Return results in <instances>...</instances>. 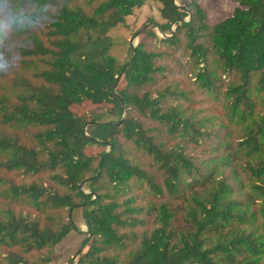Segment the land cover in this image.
Segmentation results:
<instances>
[{"label": "trees", "instance_id": "obj_1", "mask_svg": "<svg viewBox=\"0 0 264 264\" xmlns=\"http://www.w3.org/2000/svg\"><path fill=\"white\" fill-rule=\"evenodd\" d=\"M161 1L121 63L96 40L146 0H0V170L23 177L0 178V264H46L73 231V264H264V0L213 25L197 0ZM154 40L183 48L221 116L156 85ZM78 100L117 119L79 118Z\"/></svg>", "mask_w": 264, "mask_h": 264}, {"label": "rangeland", "instance_id": "obj_2", "mask_svg": "<svg viewBox=\"0 0 264 264\" xmlns=\"http://www.w3.org/2000/svg\"><path fill=\"white\" fill-rule=\"evenodd\" d=\"M183 0H173L174 4L180 5ZM201 7L206 13V20L210 25H213L224 18L232 15L233 10L236 6V3L233 0H197ZM78 3L82 4L86 9L89 7L84 4L82 1ZM163 3L161 0H146L145 4L136 8L134 12L126 18L125 23L119 24L115 27H112L107 32L106 37H99L97 42H111L110 51L111 54L117 57V59L122 63L127 60L130 56V46L136 45L142 35L143 30L147 26H151L150 23H164L166 19L161 14V9ZM172 29H175V25H172ZM159 34L164 36L165 34L161 33L157 28ZM86 34L93 39L96 37L95 33L92 31H86ZM181 36H183L181 34ZM154 47L165 51L160 59L159 63L167 66V69L159 76V80L156 85H166L168 83H173L179 89H183L189 92L191 100H186L184 98L180 101L191 109L197 110L201 115L218 117L223 114L222 105L218 99L214 98L210 94L203 92L199 89L195 76L192 69V64L188 59L187 54L184 52L181 46H168L160 42H156ZM6 57L11 63V59H15V65H18L16 62L17 55L12 54L10 51H6ZM118 92L121 89H125V85L122 84V81L119 80L117 83ZM111 108V105L108 102L96 103L89 100H78L72 106V111L79 118H85L87 121L93 117H97L102 120H116L117 115L107 112ZM84 129L86 126L83 127ZM101 149L99 147H90L88 148V154H96ZM3 179H13L20 181L23 179L21 175L17 173H9L6 171L0 170V178ZM6 200L0 196V203H4ZM16 204V203H13ZM19 209L20 206H17ZM25 211L34 213V209L26 207ZM66 216V213H65ZM76 221L80 225L82 231H87L86 226L81 220L80 212H77ZM84 235L76 231L71 232L66 238H64L58 245H56L54 252L48 251L47 254L51 253V260L46 264H73L78 263V257L81 253L80 244L83 240ZM0 253H2L1 261L4 260L6 253L0 247ZM4 261L2 264H5Z\"/></svg>", "mask_w": 264, "mask_h": 264}, {"label": "clouds", "instance_id": "obj_3", "mask_svg": "<svg viewBox=\"0 0 264 264\" xmlns=\"http://www.w3.org/2000/svg\"><path fill=\"white\" fill-rule=\"evenodd\" d=\"M42 13L44 14V15H50L51 13H50V10H48V9H43L42 10ZM36 20H37V22L39 23L40 21H39V15L35 18ZM29 28H30V26H29Z\"/></svg>", "mask_w": 264, "mask_h": 264}, {"label": "water", "instance_id": "obj_4", "mask_svg": "<svg viewBox=\"0 0 264 264\" xmlns=\"http://www.w3.org/2000/svg\"><path fill=\"white\" fill-rule=\"evenodd\" d=\"M151 25L154 24V23H150ZM120 78V76L118 77V79ZM72 264V263H71Z\"/></svg>", "mask_w": 264, "mask_h": 264}]
</instances>
